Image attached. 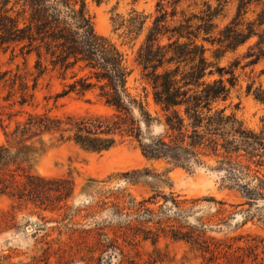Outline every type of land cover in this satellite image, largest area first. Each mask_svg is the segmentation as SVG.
Listing matches in <instances>:
<instances>
[{"label": "trees", "instance_id": "obj_1", "mask_svg": "<svg viewBox=\"0 0 264 264\" xmlns=\"http://www.w3.org/2000/svg\"><path fill=\"white\" fill-rule=\"evenodd\" d=\"M164 1L174 6L171 12ZM217 2L160 0L155 15L133 10L131 18L117 24L136 36L148 27L136 63L152 88V111L148 93L142 98L130 91L132 70L125 54L95 30L88 0H0V52L9 54L10 62L23 59L27 64L35 57L34 70L26 74L19 64L15 71L3 69L0 62V87L11 89L9 97L19 92L20 105H30L29 90L35 91L47 73H57L64 84L58 97L92 94L112 110L95 116L29 114L14 133L35 128L38 136L60 134V142L99 154L131 140L150 161L187 170L210 168L225 187L241 194L243 224L263 222L264 116L259 129L249 128L227 103L240 87L264 106V0H239L236 15L222 28L218 20L229 0ZM185 4L200 10L188 13L181 8ZM241 48L245 50L239 53ZM228 54L235 56L221 66ZM0 154L1 170L9 148L1 146ZM148 172L135 170L128 180L135 183L138 175L149 177ZM66 182L48 190L68 198L75 188L62 186Z\"/></svg>", "mask_w": 264, "mask_h": 264}, {"label": "rangeland", "instance_id": "obj_2", "mask_svg": "<svg viewBox=\"0 0 264 264\" xmlns=\"http://www.w3.org/2000/svg\"><path fill=\"white\" fill-rule=\"evenodd\" d=\"M159 1L88 0L95 30L125 54L132 70L130 91L142 98L148 93L152 111V88L136 63L148 27L136 36L117 24L131 18L133 10L155 15ZM164 4L173 10L171 3ZM238 4L229 0L218 20L221 28L236 15ZM181 8L188 13L200 10L187 4ZM234 56L228 54L221 66H228ZM34 60L10 62L9 54L0 52L6 70L16 71L19 64L26 74L34 70ZM63 87L57 73H47L35 91L29 90L31 104L24 107L19 92L9 97L11 89L0 87V148L10 150L0 170V264H264V219L243 224L241 194L225 187L212 169L187 170L164 160L150 161L131 140L99 154L60 142V134L38 136L35 128L14 133L29 114L112 113L92 94L58 97ZM227 105L246 126L259 129L264 106L243 89L233 90ZM143 169L149 170V177L128 180L129 174ZM61 180H67L62 186L75 188L68 198L48 190ZM179 208L186 212L179 213ZM223 209L225 213L219 212Z\"/></svg>", "mask_w": 264, "mask_h": 264}]
</instances>
